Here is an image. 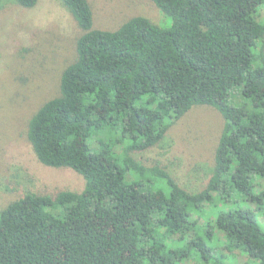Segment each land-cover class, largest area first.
Masks as SVG:
<instances>
[{"label": "trees", "instance_id": "obj_1", "mask_svg": "<svg viewBox=\"0 0 264 264\" xmlns=\"http://www.w3.org/2000/svg\"><path fill=\"white\" fill-rule=\"evenodd\" d=\"M152 1L171 26L135 17L96 30L88 0H62L84 34L28 139L42 165L70 169L84 186L8 205L0 264H225L222 244L264 264V0ZM38 2L18 0L26 9ZM202 106L224 119L203 190L130 156ZM95 135L107 137L98 150ZM121 142L122 156L103 157Z\"/></svg>", "mask_w": 264, "mask_h": 264}, {"label": "rangeland", "instance_id": "obj_2", "mask_svg": "<svg viewBox=\"0 0 264 264\" xmlns=\"http://www.w3.org/2000/svg\"><path fill=\"white\" fill-rule=\"evenodd\" d=\"M88 3L96 30L116 31L135 17L147 18L161 27L173 23L152 0ZM257 21L264 30V8L257 14ZM83 34L62 0H39L33 9L21 7L18 0H0V214L27 193L54 196L84 186L83 178L72 170L42 165L28 139L34 114L60 95L62 75L77 60V43ZM223 126L224 119L215 109L194 107L173 123L160 143L130 156L149 168H167L184 189L199 192L212 176ZM95 136L91 143L98 150L99 139L107 137ZM126 146L122 142L112 145L103 157L122 156ZM258 183L264 185V180ZM260 222L264 226V215ZM219 247L225 264H260L239 250L230 252L223 244ZM183 264L203 263L188 259Z\"/></svg>", "mask_w": 264, "mask_h": 264}]
</instances>
